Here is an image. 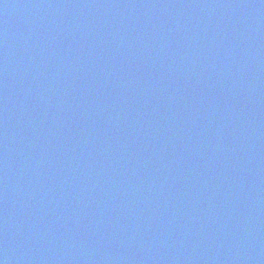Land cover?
<instances>
[{"label":"water","instance_id":"1","mask_svg":"<svg viewBox=\"0 0 264 264\" xmlns=\"http://www.w3.org/2000/svg\"><path fill=\"white\" fill-rule=\"evenodd\" d=\"M0 264H264V0H0Z\"/></svg>","mask_w":264,"mask_h":264}]
</instances>
